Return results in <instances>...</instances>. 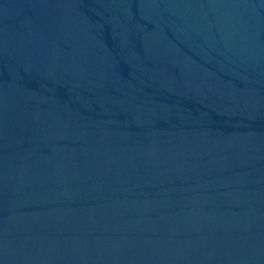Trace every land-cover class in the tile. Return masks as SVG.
I'll return each instance as SVG.
<instances>
[{
	"label": "water",
	"instance_id": "water-1",
	"mask_svg": "<svg viewBox=\"0 0 264 264\" xmlns=\"http://www.w3.org/2000/svg\"><path fill=\"white\" fill-rule=\"evenodd\" d=\"M0 264H264V0H0Z\"/></svg>",
	"mask_w": 264,
	"mask_h": 264
}]
</instances>
